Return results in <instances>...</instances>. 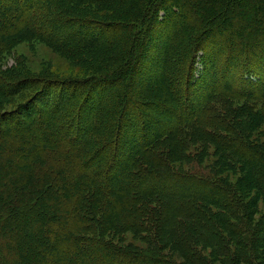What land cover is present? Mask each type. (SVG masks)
<instances>
[{
  "label": "trees",
  "instance_id": "1",
  "mask_svg": "<svg viewBox=\"0 0 264 264\" xmlns=\"http://www.w3.org/2000/svg\"><path fill=\"white\" fill-rule=\"evenodd\" d=\"M29 40L115 66L34 118L0 69V264H264V0H0V56Z\"/></svg>",
  "mask_w": 264,
  "mask_h": 264
},
{
  "label": "rangeland",
  "instance_id": "2",
  "mask_svg": "<svg viewBox=\"0 0 264 264\" xmlns=\"http://www.w3.org/2000/svg\"><path fill=\"white\" fill-rule=\"evenodd\" d=\"M221 1L223 2L229 1L230 3L231 1H233L234 3L237 4L238 2H242L244 0H221ZM258 4H262V3L259 2ZM120 10L121 9L112 8V7H104V6H99V5L97 6L85 5L84 7H81L78 9V11H80L81 13H84L86 15L89 14V16H94V17H97V15L98 16L102 15L104 17L106 16L110 17L114 13L119 12ZM215 11L218 12L217 10ZM214 13L212 15H214ZM233 23H234L233 19H230V21L225 23L226 28H227V24L231 25L229 27H233ZM166 28L163 29L164 32H166ZM214 30L216 29H213L212 35L211 34L209 35L210 37L213 36L215 38H218V35H216V32H214ZM156 34L157 35L155 36V38L157 39L156 42L158 43L160 41V37H158L160 34L158 33ZM155 50L151 52L148 50V54H149L148 61L145 60L144 62L143 61L144 59L141 60L144 63V65L145 64L148 65L149 62H151L149 61V59H151L152 57L154 58L156 56ZM146 51L147 50H145V53ZM74 53L76 54V56L70 55L69 52L67 51H58L54 47L50 46L47 43H44L43 41L41 42L38 40H33V41L29 40V41H23L17 44L12 50H9L8 52L1 54L0 56V69L1 70L9 71L11 73H14L15 75H16V72L17 73L21 72L23 73V75L29 76L30 78H34V79L38 78L37 82L34 85H30V86L26 85L27 89H24L23 91H21V93L19 92L16 93L13 96V98L9 99V101L7 100L6 103L4 100V103L2 104V106H4L2 108H5L4 111L8 113L9 111L18 112L19 117H21L22 115H25L24 113H28V110H29L31 111L30 116L34 118V116H37V111H38L37 108L39 109H41L42 107L46 108L45 107L46 104H44L45 102L49 105H52L51 102H53V100H55L56 102L57 98L59 97L58 89L60 87H62L63 88L62 90L64 91L63 94L61 95L62 98H64V96L65 98L72 97L74 96L73 93L77 94L82 89L80 88L77 89L76 86L75 88L69 87L70 83H74V81H78V82L87 81L88 78H91L90 77L91 75L105 74L104 72L112 70L115 66V64L113 65L111 64L112 62H109V59L113 60L111 57H109V55H107L106 53L99 54L94 50V48L92 49V51H86L85 53H76V52ZM144 65L142 68H144ZM151 66H152L151 71H154V70L157 71L156 67H154L152 64ZM130 73L131 72L128 71V73L126 74H128L127 75L128 78L131 77V81L127 83V81L124 80V83L127 84L128 89L131 88L130 86L132 85V82H133V77H132V74ZM154 77L155 76H152L151 78H154ZM55 79H64V81L63 82L59 81L60 83L58 84L52 83V82H55L54 81ZM82 79H85V80L83 81ZM217 79L219 78L212 79L210 76V80L212 81L213 84L215 80ZM49 80H50V86L48 87L47 92L46 93L44 92L43 95L42 94L40 95V93L42 92L41 91L42 86L44 85L43 83ZM51 80L53 81L51 82ZM142 80L143 78H140V80L138 79L141 85L143 83L144 84L146 83L145 81H142ZM217 82L221 83L219 80H217ZM41 84L43 85L40 86ZM38 85L40 87H38ZM32 87L33 88L35 87V89H32ZM34 90L36 92L32 93L34 92ZM197 95L198 94H195V97H194L195 99L199 97V95L198 96ZM137 96L139 97V94ZM36 97H37V101L35 103L29 104L30 107L28 106V108H25L26 105L25 106L22 105V103L25 104L26 102L29 101V99H31L32 101ZM21 108H25V110H21ZM20 110H21V114H19ZM8 121L11 123L10 119ZM115 180L118 181V179H115ZM259 207L261 210L264 209V201L262 199H260L259 201ZM34 211L37 212L38 210H34ZM124 238H126V242L124 243V245H127V243L129 244V242L134 241L133 236L130 234L125 236Z\"/></svg>",
  "mask_w": 264,
  "mask_h": 264
}]
</instances>
